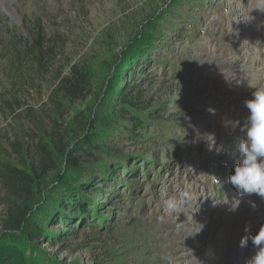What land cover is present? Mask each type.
Masks as SVG:
<instances>
[{
  "label": "rangeland",
  "instance_id": "rangeland-1",
  "mask_svg": "<svg viewBox=\"0 0 264 264\" xmlns=\"http://www.w3.org/2000/svg\"><path fill=\"white\" fill-rule=\"evenodd\" d=\"M34 22L65 40L57 65L66 76L77 65L89 87L64 104L72 158L39 189L44 236L15 235L0 264H247L254 250L240 240L264 225V199L253 208L227 173L243 101L264 85V0H0L1 164L22 166L10 143L28 122L3 105L15 95L7 52ZM46 80L24 94L35 111L48 104ZM132 89L148 104L129 110L133 122L117 114ZM184 192L186 205L165 207Z\"/></svg>",
  "mask_w": 264,
  "mask_h": 264
},
{
  "label": "trees",
  "instance_id": "trees-1",
  "mask_svg": "<svg viewBox=\"0 0 264 264\" xmlns=\"http://www.w3.org/2000/svg\"><path fill=\"white\" fill-rule=\"evenodd\" d=\"M5 25L7 29L10 27L8 23ZM9 43L11 49L6 51L9 58L7 69L10 73V85L15 95L10 94L12 97L4 100L3 105L11 118L24 117L23 119L28 123L26 130H23L20 135L21 139L26 138V142H22L23 140H20L18 136L15 142L10 143L13 154L19 158L22 166L0 162V191H2L0 204L3 207L0 215L1 247H4V244L17 234L23 235L30 243L38 242L44 236L42 222L36 218L40 214L36 209L41 203L38 200L39 189L58 171L63 159L72 158L68 151L69 132L63 125L64 104L66 101L84 99L89 87L87 74H84L77 65H70V74L64 75L63 68L57 63H61L63 59L65 40L61 36L48 35L41 22L30 24L29 40L21 43L20 39L11 33ZM46 76L51 77L48 83V104L40 111H35L28 104L24 94L30 89L42 88L39 82L47 83ZM121 98L123 100L117 114L124 121L133 122L135 120L129 110L141 111L148 105L142 100V93L135 92L133 89L122 93ZM150 109L151 106L148 107V111ZM180 117L176 116V121L179 122ZM35 132H40L42 137L34 143L32 138L35 137ZM135 132L134 129L129 134L134 135ZM231 174L232 172L229 171L227 176ZM65 185V183L61 184L59 189ZM53 202V206L45 209H54L60 205ZM159 209L161 206L158 203L151 214L155 215ZM46 217L43 221L52 220L50 216Z\"/></svg>",
  "mask_w": 264,
  "mask_h": 264
},
{
  "label": "clouds",
  "instance_id": "clouds-1",
  "mask_svg": "<svg viewBox=\"0 0 264 264\" xmlns=\"http://www.w3.org/2000/svg\"><path fill=\"white\" fill-rule=\"evenodd\" d=\"M243 107L248 114L239 126V131L243 133L236 148L240 159L234 166V172L229 176L228 182L241 196L256 195L264 199V85L253 88L250 98L243 101ZM209 111L214 112V109ZM190 199V194L184 192L179 199L170 198L165 207L175 211L181 205H186ZM239 204L232 207L233 210ZM252 206L256 207L254 203ZM163 220L161 217V223ZM250 227H245L248 235L241 238L240 247H248L251 242L254 253L247 264H264V225L254 234L251 233Z\"/></svg>",
  "mask_w": 264,
  "mask_h": 264
},
{
  "label": "bare ground",
  "instance_id": "bare-ground-1",
  "mask_svg": "<svg viewBox=\"0 0 264 264\" xmlns=\"http://www.w3.org/2000/svg\"><path fill=\"white\" fill-rule=\"evenodd\" d=\"M15 1H16V0H15ZM247 114H248V113H247V110H246V109H244V110L242 109V110H241V118H242V117L245 118V117L247 116ZM243 118H242V119H243ZM241 122H242V121H241ZM248 199H249V200H248L249 202H250V200H251V203H254L256 206H260V207L262 206V204H261V203H262V201H261L262 199H261L260 197H258V196H256V195H252V196H249ZM260 207H259V208H260ZM233 221H236V220L234 219ZM233 221H232V222H233Z\"/></svg>",
  "mask_w": 264,
  "mask_h": 264
}]
</instances>
